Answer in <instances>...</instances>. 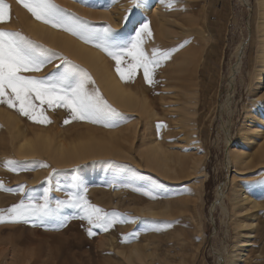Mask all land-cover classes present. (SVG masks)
Instances as JSON below:
<instances>
[{
    "label": "rangeland",
    "instance_id": "374dc122",
    "mask_svg": "<svg viewBox=\"0 0 264 264\" xmlns=\"http://www.w3.org/2000/svg\"><path fill=\"white\" fill-rule=\"evenodd\" d=\"M54 2L94 29L110 25L118 40L131 38L147 23L152 35L144 37L143 48L149 55L158 49V58H168L160 59L151 84L142 69L122 80L115 60L96 46L98 41L85 42L44 24L18 0H6L11 14L0 28L20 32L37 47L59 54L41 70L20 74L59 77L69 63L78 65L90 77L84 91L114 111L102 108L93 119H73L67 107L33 100L38 119L47 118L37 122L20 113L18 102L16 107L0 103V210H5L0 213L5 216L0 222V264H130L119 251L135 246L151 253V259L135 264H227L238 250L244 251L241 264H264V96L256 106L250 86L256 61L255 0H149L147 8L144 3L133 8L131 0ZM32 23L95 47L137 101L146 102L144 107L114 104L105 92L103 73L94 75L69 53L33 35ZM130 62L125 56L121 69ZM250 126L261 133L249 131ZM19 130L32 137L36 131L48 132L69 148L91 143L94 137L95 147L105 149L69 164L44 154L23 157L15 151ZM99 138L101 146L96 145ZM151 140L172 156L171 165L179 174L166 176L151 168L143 156ZM236 148L244 150L246 160L234 165L228 151ZM46 189L50 216L43 221L8 219L6 210L21 200L27 204L31 197L43 204ZM243 192L256 200L254 208L233 205ZM69 193L119 214L117 222L104 231L80 219L77 208H57V201H67ZM165 206L172 216L157 215ZM241 220L250 225L238 227Z\"/></svg>",
    "mask_w": 264,
    "mask_h": 264
},
{
    "label": "snow or ice",
    "instance_id": "6c2138e0",
    "mask_svg": "<svg viewBox=\"0 0 264 264\" xmlns=\"http://www.w3.org/2000/svg\"><path fill=\"white\" fill-rule=\"evenodd\" d=\"M31 15L38 21L51 25L53 28H61L79 36L85 42L98 41L96 46L101 48L108 56L116 62V71L122 80L132 79L138 69L143 70L144 79L147 83H153L155 68L160 66V59H167L166 54L158 58V49H153L149 55L143 48L144 37L151 36L149 25L144 23L135 35L127 40H118L115 30L110 25H104L99 29L90 27L89 22L69 15L66 10L57 5L54 0H18ZM133 8H139L142 0H131ZM132 9H129L131 12ZM11 8L6 0H0V23H5L10 18ZM129 19L125 16V22ZM59 54L51 53L43 46L37 47L36 43L23 36L17 31H8L0 28V103H7L9 107L18 108L22 115L28 116L37 122H45L47 119H38L35 115L33 100L47 103L49 107H67L73 113V119H93V117L107 108L114 111L102 98H93L84 91V84L90 79L87 72L78 65L69 63L64 72L57 77L49 74L46 78H36L21 75V72L39 71L51 62L53 56ZM127 56L131 62L127 68L121 69V61ZM66 59V58H62ZM10 90V94H9ZM34 94V95H33ZM42 115V114H41ZM68 121H65L67 123ZM11 162H6L10 164ZM3 188L0 182V189ZM12 191V189H6ZM23 191V186H20ZM67 201H57V208L67 206L79 209L80 219H86L89 224L107 231L119 215L115 212L107 213L99 207L88 202L82 195L69 193ZM5 210H0L2 213ZM8 219L13 222H28L30 218L40 219L50 216L48 208V190H45L44 203H34L29 197V203L23 200L17 205L7 209ZM103 213V215H101ZM5 216L0 214V222H4ZM89 235L94 233L88 230Z\"/></svg>",
    "mask_w": 264,
    "mask_h": 264
},
{
    "label": "bare ground",
    "instance_id": "6f19581e",
    "mask_svg": "<svg viewBox=\"0 0 264 264\" xmlns=\"http://www.w3.org/2000/svg\"><path fill=\"white\" fill-rule=\"evenodd\" d=\"M142 3H144L147 8L149 4V0H142ZM255 3L257 7V19H256V24H255V31H256V44H255L256 45V57L255 59L256 61L254 65V70H253V75H252L250 86H251V91L255 92V95H256V97L253 99L254 102H256L255 105L259 106L260 100L264 96V0H255ZM164 17L162 16L161 18L162 22L165 21ZM29 26H30L29 29L31 33H33V35H36L40 37L41 39H44L48 44L54 47H57L66 53H69L74 59L84 63V65L90 68V70L94 73V75L98 73H103L101 77L103 76V80L105 81V85H104L105 92L108 95L107 97H109L110 100L114 102V104L121 106L123 108H128V109L132 107H136L138 105L141 106L142 108L144 107V103L146 102L144 100L142 101L143 103L141 102V100H140L141 103L137 101L138 96H136V94L132 92V90L128 87L127 84H123L117 77H115L114 73L111 71L112 69L107 67L108 63L104 61L105 60L104 57H102V55L98 52L97 49H95V47H90L86 43L80 40H77L76 38L74 39L73 37H70L64 33L58 32L55 29H52L48 25L46 26L41 23H37V24L32 23V25H29ZM108 68L111 70H109ZM190 110H191V107H190ZM7 116L9 115L7 114ZM7 119L9 120L10 118H7ZM13 123H16V122H13ZM250 130L257 134L261 133L259 127L250 126L249 131ZM17 135H18V132L15 136L17 137ZM83 138H84V135H83ZM92 138L93 140L96 139L94 137ZM16 139H17V144L16 146L15 145L14 146H15V151L17 155L26 157V156L44 154L52 160L59 161L60 164H69V163L76 161L77 159H82V158H86L92 155L101 154L103 150L105 149V145H102V143L99 142L100 138L97 139V141L98 140L99 141L96 143V145H98V143L99 144L101 143L100 146L101 145L104 146L102 147L104 148L102 150H99L101 148L97 149L96 147L98 146L95 147L94 145L95 140L94 141L92 140L91 143H89L90 140L87 141L90 145L86 146V144L83 145L84 141H81V138L78 139L81 141V142L79 141L80 143H77V145L74 144L72 145L71 148H69L70 146L67 147L68 142L65 143L66 145L60 139L59 140L57 139V141L55 142L53 141L54 139L52 140V137L49 135V133L44 132V131H36L34 137H32L31 135L27 136L23 132H21L19 134V137ZM87 142H84V143H87ZM79 144H82V146ZM112 150H113L112 153L120 154L115 149L112 148ZM110 151L111 150H109V152ZM228 152L230 154L231 161L232 163H234V165L240 164L241 162L242 163L245 162L246 159L242 158L244 154V150L242 148H238L237 150H233V151L230 150ZM236 155L239 157H236ZM143 156L145 158H148V161L150 162L149 165L151 166V168H153V170L155 168L156 170L157 169L160 170L162 172V175L164 174L166 176H169L170 174H179L177 168L171 165L172 156L171 158L167 156L163 152L160 145L155 140H151L149 146L146 147L145 153L143 154ZM235 157L240 160L238 161L237 159H235ZM191 168H193V166H191ZM219 194L220 193H218V196ZM237 203H241L242 205H247L249 208H254L257 205L256 200L252 198L251 196L244 194V192L241 193L239 197L233 202V205H236ZM223 210L226 211L224 207H223ZM172 214L169 211L168 206H165L163 209H161L160 212L158 211L157 213V215H162V216H172ZM238 225H239L238 227H245L250 224L246 222L245 220H241L238 223ZM239 242L242 243V240H240ZM246 243H247L246 246L249 245V241H247ZM243 246L245 245L243 244ZM119 253L120 255H123L124 259L130 264H135V262L144 263L146 261V258L151 259V253L147 252L148 254H145V252H143L141 249H138V247L136 246L132 247L129 252L119 251ZM243 257H244V251L242 252V254L239 253V250H238V253H235V254L231 253L227 264H241ZM235 258H238L239 260L238 263L235 262Z\"/></svg>",
    "mask_w": 264,
    "mask_h": 264
}]
</instances>
